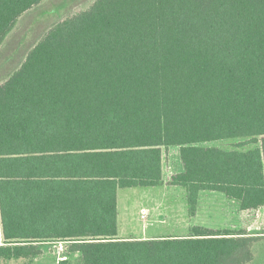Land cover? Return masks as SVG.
Returning a JSON list of instances; mask_svg holds the SVG:
<instances>
[{
	"label": "trees",
	"instance_id": "1",
	"mask_svg": "<svg viewBox=\"0 0 264 264\" xmlns=\"http://www.w3.org/2000/svg\"><path fill=\"white\" fill-rule=\"evenodd\" d=\"M43 1L0 0V49ZM163 183L190 217L204 191L264 209V0H94L1 78L0 259L62 242L57 264L254 261L245 230L118 239V191Z\"/></svg>",
	"mask_w": 264,
	"mask_h": 264
},
{
	"label": "rangeland",
	"instance_id": "2",
	"mask_svg": "<svg viewBox=\"0 0 264 264\" xmlns=\"http://www.w3.org/2000/svg\"><path fill=\"white\" fill-rule=\"evenodd\" d=\"M94 0H45L27 13L0 49V78L15 70L36 41L66 16L86 9ZM235 140L212 144L232 149ZM253 146L243 148L252 149ZM180 169L177 157H170L164 165V177ZM117 238L148 240L165 237H185L193 226L217 230L239 231L264 238V209L253 216L240 213L237 202L217 192L204 191L199 195L195 216L190 217L184 188L167 186L122 189L118 191ZM142 216H144L142 218ZM41 255L29 259L2 260L0 264H57L66 255L62 242L40 243ZM251 264H264V242L253 250ZM69 264H82L75 257L66 256Z\"/></svg>",
	"mask_w": 264,
	"mask_h": 264
},
{
	"label": "crops",
	"instance_id": "3",
	"mask_svg": "<svg viewBox=\"0 0 264 264\" xmlns=\"http://www.w3.org/2000/svg\"><path fill=\"white\" fill-rule=\"evenodd\" d=\"M0 81H1V78H0ZM117 210H118V195H117ZM119 212V210H118Z\"/></svg>",
	"mask_w": 264,
	"mask_h": 264
},
{
	"label": "built area",
	"instance_id": "4",
	"mask_svg": "<svg viewBox=\"0 0 264 264\" xmlns=\"http://www.w3.org/2000/svg\"><path fill=\"white\" fill-rule=\"evenodd\" d=\"M144 216H142V218H143Z\"/></svg>",
	"mask_w": 264,
	"mask_h": 264
}]
</instances>
